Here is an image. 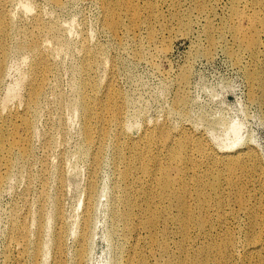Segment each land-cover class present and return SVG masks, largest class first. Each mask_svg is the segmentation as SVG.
I'll return each mask as SVG.
<instances>
[{
  "label": "rangeland",
  "instance_id": "rangeland-1",
  "mask_svg": "<svg viewBox=\"0 0 264 264\" xmlns=\"http://www.w3.org/2000/svg\"><path fill=\"white\" fill-rule=\"evenodd\" d=\"M3 1L13 22L0 83V123L8 113L24 112L35 58L46 57L54 69L46 77L40 106L28 113L32 123L29 156L26 160L16 156L9 173L0 165V175L5 176L0 192V264H30L33 243L39 246L36 264H50L58 214L69 228V242L74 238L71 229L81 214L95 155V148L85 140L83 118L71 105L77 97L75 85L81 80L88 82V91L99 99L111 84L123 102L120 123L125 134L113 130L96 158L98 195L86 264H112L120 251L110 212L116 193L119 197L124 193L123 185L115 181V173L125 167L117 157L116 139L119 146L126 145V139L136 142L146 127L165 125L148 133V140H162L159 133L172 132L171 128L187 129L186 134L196 133L220 154L252 147L257 156L252 164L261 173V181L245 189L250 205L264 201V0H139L143 17L149 16L151 24L130 31L119 29L118 35L135 33L121 38L105 28L101 0H63L59 5L50 0ZM25 4L30 11L23 8ZM34 14L44 24L39 32L31 31ZM253 16L259 48L251 59L243 47L238 48L241 43L233 37L232 27L247 31ZM21 20L27 25L21 27ZM122 23L128 24L124 15ZM49 26L55 30H44ZM31 43L36 51L16 49ZM252 69L263 84L256 79L251 86L248 71ZM233 127L237 136L231 132ZM135 166L140 167V162ZM17 212L18 218L25 219L18 221L22 228L26 225L32 243L20 262L19 252L11 251L8 241ZM227 219L231 237L213 225L214 216L204 232H191L186 242L191 249L188 264H220L215 253L200 255L199 250L211 242L223 243L227 237L234 240L230 239L232 247L222 264H264V246L258 253L249 250L264 239V231L253 226L248 213L230 214ZM172 226L175 234L166 242L165 252L158 250L154 264L180 257L181 234Z\"/></svg>",
  "mask_w": 264,
  "mask_h": 264
},
{
  "label": "bare ground",
  "instance_id": "bare-ground-1",
  "mask_svg": "<svg viewBox=\"0 0 264 264\" xmlns=\"http://www.w3.org/2000/svg\"><path fill=\"white\" fill-rule=\"evenodd\" d=\"M50 1L59 5L63 0ZM101 2L105 10L104 26L113 35L118 36L117 38L135 35L134 31L118 35L120 30L130 31L144 24H151L150 17L147 15L143 17L140 11L139 0H101ZM4 7V1L0 0V83L9 52L10 29L13 22L12 14L6 12ZM23 8L28 11L31 9L27 4L23 5ZM236 14L242 16L238 11ZM122 15L128 19L126 27L122 26ZM30 20V24L33 25L31 31L39 32L40 25L43 24L41 19L34 14ZM254 21L256 22V16L250 20L247 31L237 26L232 27L233 37L241 43L238 48L243 47L245 50H242L247 51L251 59L258 55L259 48L257 40L259 32ZM27 23L22 21L21 27L26 26ZM44 30L51 32L55 28L49 26ZM53 38L57 39V35L54 34ZM22 47L31 51L37 50L34 43L28 46L19 44L16 49L20 50ZM53 69V65L46 57L35 58L28 76L29 82L26 84L24 112L8 113L0 123V165L4 167L6 173H9L16 156L21 160H26L29 156L27 146L31 137L32 123L28 113L40 106L46 77ZM248 79L252 87L256 79L263 84L254 69L248 71ZM87 85L86 80L76 83L77 97L71 105L83 118V132L87 144L95 148L94 161L90 164L92 173H88L81 214L77 216V226L71 229V232H74L72 242H69L70 232L64 225V219L59 214L54 219L53 254L50 264H86L98 195L95 184L96 158L99 152H102V147L113 130H116L118 135L125 136L120 123V118L124 117L121 97L111 84H108L103 91L100 90L104 97L99 99L90 94ZM10 94L8 91L6 97L8 98ZM179 102H182L181 98ZM162 126L165 125L144 128V134L138 141L126 139V145L119 146L116 139L117 157L123 160L125 167L119 173H115V181L118 180L123 185L124 193L121 197L116 193L115 207L113 202L110 210L112 222L116 224L113 228L114 234L121 241L117 247L120 251L116 253L112 264H154L158 261V250L165 252L166 242L175 234L172 224L175 225L177 233L181 234V242L177 247L180 257L178 260L167 259L165 264H188L191 249L186 247V242L192 231H205L211 224L210 216H214L213 225L218 229H224L228 236L230 231H227L229 229L227 217L230 214L248 213L253 226L264 231V201L259 206L250 205L248 198L251 196L245 189L249 184L254 185L256 180L261 181L259 177L261 173H256L255 165L252 164L257 160L253 148L246 146L236 153L220 154L212 151V148L209 149L207 146L210 144L196 136V133L191 131L189 135L186 134L187 129L171 128L172 132L159 133L162 140H148L151 137L148 133ZM231 132L237 136V127H233ZM144 159L147 160L146 163ZM136 161L140 162V167L135 166ZM4 181L5 176L0 175V192ZM227 203L228 207L231 206L229 211L226 209ZM19 215L20 213L17 212L13 216L17 221L13 222L8 234L10 250L19 252L18 262L22 261L28 245L32 244L26 225L22 228L18 221L25 219L18 218ZM38 216H42L41 210ZM229 237L223 243L211 242L205 245L199 250V254L210 256L215 253L222 264L227 258V249L232 247L231 240H234L231 238L230 240ZM32 245L30 264H36L39 246L35 243ZM260 246H264V239L254 242L249 249L250 253H258ZM197 261L202 262L199 259Z\"/></svg>",
  "mask_w": 264,
  "mask_h": 264
}]
</instances>
